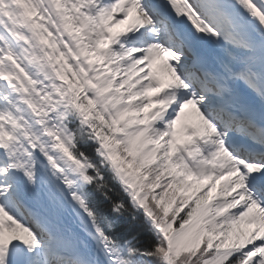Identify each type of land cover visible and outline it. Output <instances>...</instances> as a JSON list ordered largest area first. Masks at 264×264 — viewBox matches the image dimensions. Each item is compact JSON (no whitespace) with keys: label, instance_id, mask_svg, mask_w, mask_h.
Listing matches in <instances>:
<instances>
[{"label":"snow or ice","instance_id":"1","mask_svg":"<svg viewBox=\"0 0 264 264\" xmlns=\"http://www.w3.org/2000/svg\"><path fill=\"white\" fill-rule=\"evenodd\" d=\"M0 264H264V0H0Z\"/></svg>","mask_w":264,"mask_h":264},{"label":"bare ground","instance_id":"2","mask_svg":"<svg viewBox=\"0 0 264 264\" xmlns=\"http://www.w3.org/2000/svg\"><path fill=\"white\" fill-rule=\"evenodd\" d=\"M120 27H122V26H120Z\"/></svg>","mask_w":264,"mask_h":264}]
</instances>
